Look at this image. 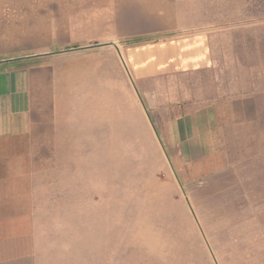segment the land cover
<instances>
[{"label": "crops", "instance_id": "crops-1", "mask_svg": "<svg viewBox=\"0 0 264 264\" xmlns=\"http://www.w3.org/2000/svg\"><path fill=\"white\" fill-rule=\"evenodd\" d=\"M213 70L179 0H0V264H36L39 186L82 169L86 144L116 159L135 114L164 159L220 153L223 127L254 104L199 94Z\"/></svg>", "mask_w": 264, "mask_h": 264}, {"label": "rangeland", "instance_id": "rangeland-1", "mask_svg": "<svg viewBox=\"0 0 264 264\" xmlns=\"http://www.w3.org/2000/svg\"><path fill=\"white\" fill-rule=\"evenodd\" d=\"M179 7L188 31L211 42L213 79H199V94L247 97L253 116L223 127L209 160L164 159L136 114L116 159L86 144L82 169L73 161L75 175L39 186L36 264H264V0ZM77 178L85 190H67Z\"/></svg>", "mask_w": 264, "mask_h": 264}]
</instances>
